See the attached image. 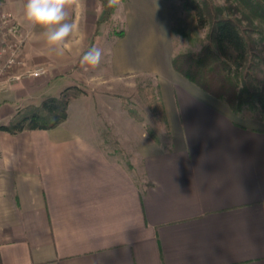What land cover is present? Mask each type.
I'll return each mask as SVG.
<instances>
[{
	"label": "crops",
	"instance_id": "obj_1",
	"mask_svg": "<svg viewBox=\"0 0 264 264\" xmlns=\"http://www.w3.org/2000/svg\"><path fill=\"white\" fill-rule=\"evenodd\" d=\"M167 1H122L127 29L109 75L158 76L169 129L161 143L139 133L127 163L103 142L104 124L122 138L126 119L89 99L81 78L100 1L72 10L77 27L58 55L43 29L29 32L25 0H0L26 35L27 69L49 68L0 83V123L44 100L35 99L53 72L87 97L53 129L0 131V264H264V117L233 112L174 70Z\"/></svg>",
	"mask_w": 264,
	"mask_h": 264
},
{
	"label": "trees",
	"instance_id": "obj_2",
	"mask_svg": "<svg viewBox=\"0 0 264 264\" xmlns=\"http://www.w3.org/2000/svg\"><path fill=\"white\" fill-rule=\"evenodd\" d=\"M99 1L102 14L87 51L94 48L101 25L111 23L116 11L107 6V0ZM179 1L194 13L199 27L209 29V35L200 51L173 56L175 70L206 93L226 102L237 114L247 105L264 112V45L254 37L255 33L263 31L264 0ZM124 35V29L116 32L118 38ZM138 91L145 98L156 123L168 131L160 86L146 84L139 86ZM85 94L81 86L69 85L56 96L19 108L6 123H0V131L19 134L53 129L67 120L71 102ZM122 107L130 117L144 122L137 108L126 103ZM145 129L155 142L160 143L151 125L147 124Z\"/></svg>",
	"mask_w": 264,
	"mask_h": 264
},
{
	"label": "rangeland",
	"instance_id": "obj_3",
	"mask_svg": "<svg viewBox=\"0 0 264 264\" xmlns=\"http://www.w3.org/2000/svg\"><path fill=\"white\" fill-rule=\"evenodd\" d=\"M0 7L3 10H6L1 4ZM167 7L168 11L166 13L167 19L170 22V36L174 45V55L178 53H192L200 51L208 42L209 29L199 27L194 13L187 10L181 1L168 0ZM115 12L116 15H113L111 23L104 24L102 27V33H100L102 34V38L100 39L102 42L99 49L101 50L102 55L99 63L94 67L91 66V69L87 70L86 74H84L81 78L87 80L88 82L86 81V86L89 84V88L92 89V91H90L91 96L88 97L89 99H93L95 102H99L101 100L110 101V116H115V122L119 119L118 115L123 116L126 119L124 124L123 120L120 124V128H122L125 137L119 138L117 134H115V127L117 126V123L115 124V127L114 124H104L103 133L105 141L103 142L104 146H106L111 153L124 158L127 163H129L131 153H133V150L139 141H142L140 134H145L147 138L153 140L152 136L149 135L145 129L147 124L153 127L160 139V143L165 140V134L168 133L169 129L166 131L161 124L156 123V119L148 108L145 98L138 91L139 86H144L146 84L159 85L158 76L147 73H137L132 75L127 74L118 79L115 76L113 77L111 73L109 75V71L111 70V46L114 42L119 40L116 36V32L122 29H127V21L124 17L122 9ZM14 21L16 22V20ZM261 27L263 29L262 33H255L254 37L257 41H262L264 45V23ZM19 30L21 32V29ZM21 34L23 33L21 32ZM2 37L3 36L0 33V46L2 45ZM41 66L43 65L32 67L30 70ZM24 68L27 69L26 66ZM45 69L46 72L44 75L49 74V68L45 66ZM177 73L182 76L179 72ZM56 75H54V72L51 74V80L40 90L41 95L35 99L36 101L40 102L43 96L45 98L56 96L59 94L60 88L68 85V77H59L60 75ZM86 99L87 97H81L82 101H85ZM124 103L137 108L143 115L145 119L144 122H138L134 118L130 117L127 111L122 112V105ZM76 112L77 111L73 109V114H76ZM242 112L247 114V116L255 115L257 117H264V112L259 109H253L250 105L245 106V109Z\"/></svg>",
	"mask_w": 264,
	"mask_h": 264
},
{
	"label": "clouds",
	"instance_id": "obj_4",
	"mask_svg": "<svg viewBox=\"0 0 264 264\" xmlns=\"http://www.w3.org/2000/svg\"><path fill=\"white\" fill-rule=\"evenodd\" d=\"M107 6L122 9V0H107ZM79 7L80 0H25L22 15L29 32L35 27L43 29L49 49L62 55L64 45L77 27L75 23L69 22V16L73 9ZM101 55L99 48H92L82 56L81 64L94 67Z\"/></svg>",
	"mask_w": 264,
	"mask_h": 264
},
{
	"label": "built area",
	"instance_id": "obj_5",
	"mask_svg": "<svg viewBox=\"0 0 264 264\" xmlns=\"http://www.w3.org/2000/svg\"><path fill=\"white\" fill-rule=\"evenodd\" d=\"M13 15L0 7V83L21 81L25 77H41L45 74L44 66L30 70L25 69V60L22 58V48L26 35L21 34L19 24L14 21ZM21 70V71H19Z\"/></svg>",
	"mask_w": 264,
	"mask_h": 264
}]
</instances>
